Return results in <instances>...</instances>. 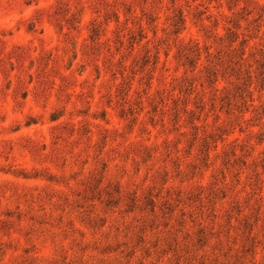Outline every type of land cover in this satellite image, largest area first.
I'll list each match as a JSON object with an SVG mask.
<instances>
[{
  "label": "rangeland",
  "instance_id": "obj_1",
  "mask_svg": "<svg viewBox=\"0 0 264 264\" xmlns=\"http://www.w3.org/2000/svg\"><path fill=\"white\" fill-rule=\"evenodd\" d=\"M233 33L256 72L264 0H0V264H264V86L236 119ZM186 106L200 138L229 121L208 164Z\"/></svg>",
  "mask_w": 264,
  "mask_h": 264
},
{
  "label": "trees",
  "instance_id": "obj_2",
  "mask_svg": "<svg viewBox=\"0 0 264 264\" xmlns=\"http://www.w3.org/2000/svg\"><path fill=\"white\" fill-rule=\"evenodd\" d=\"M114 14L115 17V21L117 24H120V15L117 11H113L112 12ZM82 14V13H81ZM79 23V22H78ZM176 26V34H181L185 28H186V18L183 15L182 12H180L179 18L175 23ZM30 30H33V27L30 28ZM103 30V29H102ZM101 25L98 24H93V35H91V39L92 41H96L97 39H99V37L101 36ZM103 32V31H102ZM141 32H143V30H141ZM156 33V31L154 32ZM233 40L231 43V53H230V63L232 62L235 67L237 66V69H234L236 72V83L234 82L233 85L237 84L235 86V88L239 91H241L240 94V98L242 101H244L243 103V109L241 110H237V109H233L235 111H237L240 116H235L236 119L238 118H243L244 115L248 112H250V109L254 106V91L252 90V87L254 86V84L257 82H259L261 84V87L264 86V61L262 60H256L255 63H258V67L256 69V72H254L253 66L250 65V67L248 69L245 70L246 67V61H248V59L245 58L246 55V51L247 48H249V44L250 41H252V38H249L250 36H246L244 37L240 42L239 45L236 46V43L239 41V35L238 33H233ZM132 41L130 42V48L131 51L135 50V46L137 44L140 43V41H142L143 39H145V36H141V39L137 41L136 38L131 37ZM229 51V50H228ZM201 51L200 48L198 47V45L196 46H192L189 47L188 49L186 47H180L179 48V60L183 61L182 65L186 66L189 65V67L192 69V71L196 70L197 68V64L198 61H200V57H201ZM210 56V55H209ZM76 58V57H75ZM210 58V57H209ZM208 65L205 67L207 73H208V80L210 85H212L214 87L213 92H214V96L216 98H221L220 96H224L223 98H227L225 97L227 95L228 89L224 88L223 90H220L217 86L216 83L218 82V78H217V74H218V67L220 66V64L215 63L214 61L208 59L207 60ZM229 61V60H228ZM32 65L34 66V61L31 60ZM39 63L41 64V60H39ZM51 63V60L46 61L44 63L45 67H48ZM45 67L42 68V74H38L39 77H41V80L39 81V87L43 86V84H47L50 82L49 79H47L45 76H43ZM244 72V76L242 77V74ZM123 74V73H122ZM43 78V79H42ZM45 78V79H44ZM65 78V77H63ZM124 78V75H123ZM188 80V79H185ZM33 81H31L32 83ZM183 86L185 87V81L182 83ZM192 95V93H190ZM201 104L204 105V103ZM200 106H196V109H199ZM187 114L188 115V120L189 122L192 124L193 129L196 130V133L194 134V139L195 140H201L202 143V148L200 149V153L203 155L202 156V160H204V164H208L209 158H210V152L212 150L211 148V144H217L219 141L223 142L225 141L226 137L229 136V121L224 124L223 126H219V127H215L213 129L210 130L207 129L205 131L204 137L200 138V133L198 132L199 130V125L197 124L198 122H201L202 120V116L197 115L196 111L194 109L190 110L188 109V107L186 106L184 109L181 110H177L175 112V119L177 120V122H180L181 119L184 117V115ZM64 116V111L63 109L57 112H53L51 115V121L56 122L58 121L61 117ZM219 118V116H218ZM204 121V127L208 128L210 127L209 124H207V119L203 120ZM216 148V145L214 146V149ZM150 154L151 152L149 150L146 151V155L147 157L150 158ZM201 228L199 229L198 232V243L201 246H205L208 243V235L206 233V227L202 226V224L200 225ZM1 251V256L3 257L5 256V251L3 249L0 248ZM1 261V258H0Z\"/></svg>",
  "mask_w": 264,
  "mask_h": 264
}]
</instances>
